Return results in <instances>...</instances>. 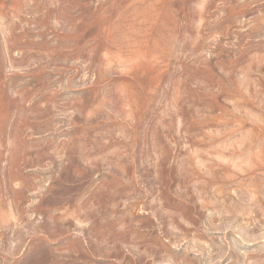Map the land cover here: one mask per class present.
Wrapping results in <instances>:
<instances>
[{
	"label": "rangeland",
	"instance_id": "obj_1",
	"mask_svg": "<svg viewBox=\"0 0 264 264\" xmlns=\"http://www.w3.org/2000/svg\"><path fill=\"white\" fill-rule=\"evenodd\" d=\"M0 264H264V0H0Z\"/></svg>",
	"mask_w": 264,
	"mask_h": 264
}]
</instances>
